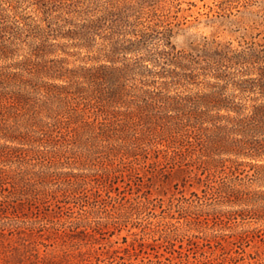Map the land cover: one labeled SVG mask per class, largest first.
I'll use <instances>...</instances> for the list:
<instances>
[{
  "label": "rangeland",
  "instance_id": "rangeland-1",
  "mask_svg": "<svg viewBox=\"0 0 264 264\" xmlns=\"http://www.w3.org/2000/svg\"><path fill=\"white\" fill-rule=\"evenodd\" d=\"M35 1L79 4V11L54 12L62 35L48 43L56 51L34 56L57 63L66 75L25 77L68 85L80 97L53 140L24 144L39 153L0 157V264H264V162L244 163L235 175L209 168L198 140L191 137L188 145L181 132L170 131L175 111L165 107L164 97L195 92L204 83L185 84L182 70L176 73L159 53L169 33L172 44L186 52L206 44L241 50L264 43V0ZM110 4L129 7L130 21L156 29L139 49L120 53L115 64L104 57L111 44L135 38L112 32L124 27L108 22L90 39L73 33ZM34 6L29 0H0V45L9 48L0 66L9 71H21L16 64L39 43L25 25L35 23ZM102 64L130 66L120 78L122 98L112 90L116 81L93 84L83 77L82 68ZM244 69L230 71L236 78L255 76ZM143 96L151 105L138 109ZM103 124L113 125L101 129ZM5 144L22 146L0 138V146ZM224 182L252 199L226 197Z\"/></svg>",
  "mask_w": 264,
  "mask_h": 264
},
{
  "label": "trees",
  "instance_id": "trees-1",
  "mask_svg": "<svg viewBox=\"0 0 264 264\" xmlns=\"http://www.w3.org/2000/svg\"><path fill=\"white\" fill-rule=\"evenodd\" d=\"M29 2L37 4L34 6L36 18L34 24L25 25L29 26V35L39 39V43L31 46L29 55L16 64L21 71H9L8 68L0 66V138L18 142L22 146L2 145L0 157L8 153L10 154L6 157L18 152L21 155L27 154L29 150L35 149L25 148L24 144L33 145L44 140L47 142L53 140L56 132L66 127L64 125L68 123L67 118L71 117V112H76L72 103L74 101L79 103L77 100L80 97L77 95L79 89L71 90L72 87L65 84L44 83L25 77V73L35 77L45 74L54 78H62L66 75L65 72H61L57 63L50 65L47 61L34 59V56L42 58L46 54L55 53L53 44L48 42L51 38L62 35L58 32L61 31L62 25L57 20L60 16L54 15V12H77L79 10L74 7L79 4L46 6L40 5L35 0ZM128 8L117 4L105 6L100 15L76 25L78 28L74 29L73 33L90 39L93 34L106 27L108 22L115 25V29L124 27L123 32L117 30L112 32L132 33L135 38L118 40L111 44L109 52L104 57L115 64L119 61L120 53L126 54L139 49L149 40V31L156 30L150 22L130 21ZM64 21L69 23L70 20L64 18ZM128 28L131 30L126 31L125 29ZM170 36L171 33L167 36L165 49L159 52L160 57H164L165 63L175 66L176 73H179L177 68L182 70L179 75L185 84L204 83L203 88L195 92L164 97L165 107L175 111L176 124L169 127L170 131L181 132L183 141L188 145L193 144L191 137L198 140L203 148L202 155L207 158L203 163L209 168H220L222 172H226L228 168V172L235 175L244 163H251L252 160L264 162V43L257 46L252 44L241 50L221 43L213 47L206 44L203 48H193L192 51L186 52L177 49L172 44ZM8 53V46L0 45V57H7ZM202 61H205V64ZM238 66L246 67L241 70L243 74L254 73L255 76L236 78L230 69ZM129 67V65L115 67L102 64L99 67L82 68V70H84L83 77L93 84H101L103 80L110 83L116 81L112 90L119 93L122 98L124 94L121 91L123 85L120 78L130 71ZM68 75L77 76V71H71ZM202 75L211 76L213 80H198ZM33 93L42 94L43 98H36L32 96ZM253 93H259V97L253 98L251 96ZM141 98L143 104H138V109L151 105L149 97ZM252 99L253 102L248 103ZM54 104H57V108L53 107ZM125 114L132 117L133 111ZM42 116L50 118L51 121L44 120ZM111 125L113 124H103L100 128L110 129ZM35 152L40 151L38 149ZM215 155L243 157L248 161L216 158ZM227 162H230V165ZM262 164L264 166V163ZM222 188L226 197L245 201L252 199L249 192L229 183L224 182Z\"/></svg>",
  "mask_w": 264,
  "mask_h": 264
}]
</instances>
